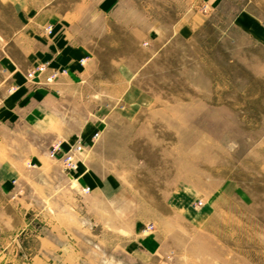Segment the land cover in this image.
Listing matches in <instances>:
<instances>
[{"label": "rangeland", "instance_id": "374dc122", "mask_svg": "<svg viewBox=\"0 0 264 264\" xmlns=\"http://www.w3.org/2000/svg\"><path fill=\"white\" fill-rule=\"evenodd\" d=\"M80 1L98 78L116 84L89 77L88 116L104 115L89 182L61 164L0 185V264H264V47L232 22L246 0L56 2ZM22 18L0 0V56ZM40 140L56 157L60 140Z\"/></svg>", "mask_w": 264, "mask_h": 264}, {"label": "crops", "instance_id": "0c3cea01", "mask_svg": "<svg viewBox=\"0 0 264 264\" xmlns=\"http://www.w3.org/2000/svg\"><path fill=\"white\" fill-rule=\"evenodd\" d=\"M56 1L7 0L26 22L7 41L0 56V185L4 189L13 186L12 178H23L31 169L60 167L63 154L80 143L78 168L72 176L66 174L65 179L72 184L76 181L78 191L83 193L89 182L87 176H78L86 167L83 153L100 136L99 131L89 133V119L104 118L102 107L100 115L97 110L88 116V86L95 84L89 77L96 74V84L116 85L98 78V54L91 41L99 37L88 34L84 2L62 9ZM207 1L215 8L224 0ZM118 5L119 0H99L96 12L113 14ZM232 22L264 47V0H246ZM41 64L46 65L45 71L36 70ZM125 69L129 71V67ZM54 70H59L58 75L47 80ZM31 71L34 73L29 76ZM41 136L60 140L56 157L52 158ZM47 179L52 183L58 180L51 175ZM28 181L40 186L36 179ZM101 183L104 180L96 176V188ZM42 242L51 246L49 239L43 238Z\"/></svg>", "mask_w": 264, "mask_h": 264}, {"label": "built area", "instance_id": "2783aa9c", "mask_svg": "<svg viewBox=\"0 0 264 264\" xmlns=\"http://www.w3.org/2000/svg\"><path fill=\"white\" fill-rule=\"evenodd\" d=\"M36 70L38 71H45L46 70V65L41 64L36 67ZM61 72H66L65 69H61ZM34 71H31L28 73L29 76L33 75ZM59 73V70H54L47 78V80H52L55 78ZM59 148V144L54 147V150ZM82 150V145L80 143L76 144L72 150L69 152L65 153L62 156V165L63 169L66 171L68 175H73L74 171L77 170L78 168V163H79V153Z\"/></svg>", "mask_w": 264, "mask_h": 264}]
</instances>
